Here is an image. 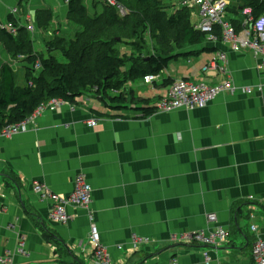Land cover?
<instances>
[{"label": "crops", "instance_id": "1", "mask_svg": "<svg viewBox=\"0 0 264 264\" xmlns=\"http://www.w3.org/2000/svg\"><path fill=\"white\" fill-rule=\"evenodd\" d=\"M95 1L102 4L92 8V18L104 10L103 0ZM67 14L66 0H0V22L18 25L31 18L40 42L72 32ZM221 52L228 57L234 95L226 93L203 109H157L167 81L215 85L226 79L216 70L205 73ZM174 54L179 57L155 82L127 84L135 103L107 107L84 96L76 105L36 114L24 131L0 135V258L11 255L15 264H90V226L96 224L112 264H207L205 252L209 264H251L252 246L264 239V68L252 51L234 52L224 42ZM17 61L0 40V69L9 64L18 74ZM144 107L155 111L144 117ZM92 120L97 126H89ZM80 174L92 187L91 205L69 207L65 225L50 221L51 201L37 195L32 183L67 197ZM210 214L229 231L226 246L172 241L214 227ZM135 236L150 241L136 251ZM21 243L26 255L18 253Z\"/></svg>", "mask_w": 264, "mask_h": 264}, {"label": "trees", "instance_id": "2", "mask_svg": "<svg viewBox=\"0 0 264 264\" xmlns=\"http://www.w3.org/2000/svg\"><path fill=\"white\" fill-rule=\"evenodd\" d=\"M66 1L67 19L80 32L69 40L56 36L49 41L48 56L36 51L35 40L24 28H19L16 35L6 27L0 29V40L13 61L19 60V54L24 57L26 73L25 85L21 86L11 65L0 69V133L10 125L27 121L41 105L52 100L76 105L84 96H92L107 107L117 108L135 103L127 84L148 75L158 77L172 59L179 57L174 54L176 50L207 43L206 35L192 24L191 10H172L169 14L165 1L170 0H117L129 11L124 17L103 0V12L93 18L84 0ZM243 8H251L253 16L260 17L264 14V0H237L230 12L237 18ZM233 22L240 30V22ZM10 23L16 26L14 21ZM38 24L40 28L44 26ZM53 53H60L65 61L60 62L51 56ZM37 64L41 69L36 68ZM142 110L144 117L155 111L150 107Z\"/></svg>", "mask_w": 264, "mask_h": 264}, {"label": "built area", "instance_id": "3", "mask_svg": "<svg viewBox=\"0 0 264 264\" xmlns=\"http://www.w3.org/2000/svg\"><path fill=\"white\" fill-rule=\"evenodd\" d=\"M170 2L174 4L175 11L183 9L192 11V16L196 17L194 27L199 32L206 35L207 43L224 42L230 44L234 52L250 50L254 53L255 57L259 59L261 67L264 68V14L255 18L251 8H243L240 12V16L235 18V16L230 13L232 4L229 0H170ZM104 3L115 8L123 17L129 14L125 6L117 0H104ZM27 19L25 23L16 24V26L12 24L6 26L0 22V29L6 27L10 34L16 35L19 28H24L29 33L34 34L36 30L32 20L31 18ZM233 20L240 22V30L236 26L237 23L235 25ZM227 64L228 57L226 53L221 52L218 53L217 58L205 68V73L216 70L220 74L226 76V79L215 85H209L205 82L194 83L185 79L175 80L170 86L167 94L159 100L157 109L165 113H171L175 110L203 109L207 108L220 96L226 93L234 95L237 89L228 71ZM36 68L38 70L41 69V65L37 64ZM156 79V76L148 75L144 78V82L151 84L155 82ZM259 91L261 92L262 89ZM247 93L253 94L254 92L248 89ZM64 104L66 103L62 100H52L47 104L41 105L32 117L44 110L55 111ZM32 117L25 122L6 127L0 135L12 136L26 130L27 125L32 122ZM89 126H97V121H90ZM32 188L37 195L51 201L48 217L50 221L57 224L65 225L69 222L71 218L68 212L69 207L87 208L92 203V187L83 174L78 175L74 190L67 197L52 193L45 185L39 182H33ZM251 199L253 198L251 197ZM207 220L208 223L214 225V227L181 236L175 235L172 241L177 244L200 245L214 249L226 246L230 241L229 231L218 226V216L216 214L208 215ZM252 229L256 231L257 227L253 226ZM89 241L92 247L89 260L90 264L113 263L110 252L101 243L100 233L96 224L90 226ZM149 241L148 238L133 237V250L139 251L141 247L149 243ZM123 249V246L118 247L120 251ZM25 252L24 243H21L18 253L26 255ZM251 257V264H264V239L255 241L252 246ZM204 259L207 264L210 263L211 259L208 252L204 253ZM0 264H15V261L12 256L9 255L3 258L1 257ZM172 264H178V262L174 261Z\"/></svg>", "mask_w": 264, "mask_h": 264}, {"label": "rangeland", "instance_id": "4", "mask_svg": "<svg viewBox=\"0 0 264 264\" xmlns=\"http://www.w3.org/2000/svg\"><path fill=\"white\" fill-rule=\"evenodd\" d=\"M102 1H100V3H101ZM83 3H84V5L87 7V9H88V12H89V14H90V16H92V8L93 7H95V5L97 6V5H100V3L99 2H96L95 0L93 1V0H84L83 1ZM102 4V3H101ZM165 5H166V7L169 9L168 10V12H169V14H172L171 13V11L173 10L174 11V9H175V7H174V4L172 3V2H170V1H165ZM173 7H174V9H173ZM231 13V12H230ZM74 27H72L73 29H72V32H68L67 34H65L63 37H65L67 40H69V39H72V38H74V36L76 35V33H78V32H80V28L79 27H77L76 25H73ZM77 28V29H76ZM66 28H64L63 27V30H65ZM70 31H71V29H69ZM37 34L39 35V33L36 31L34 34H31L32 35V37H34V40H35V47H36V49L37 50H40V51H42V53L43 54H45V55H49V52L47 51V42H44V41H41L40 42V40H38V38H37ZM128 49H123V51H127ZM20 56H19V58H17V59H20V60H22V62H20V61H17L18 63H20L21 65H22V67H20L19 68V71H18V74H17V80H18V84L19 85H21V86H23V85H25V83H24V80L26 79L25 77V72L22 70V69H24V63H23V59H24V57L21 55V54H19ZM56 57L59 59V61L60 62H63V61H65V59H64V57L61 55H59V53H57L56 54ZM172 64H174V63H172ZM25 76V77H24ZM244 233H245V235H247L248 233H250L247 229H245L244 230ZM239 237H241V236H239ZM238 237V238H239ZM240 239V238H239Z\"/></svg>", "mask_w": 264, "mask_h": 264}, {"label": "bare ground", "instance_id": "5", "mask_svg": "<svg viewBox=\"0 0 264 264\" xmlns=\"http://www.w3.org/2000/svg\"><path fill=\"white\" fill-rule=\"evenodd\" d=\"M2 24H3V23H2ZM171 85H172V84H171ZM171 85H170V86H171ZM170 86H169V88H170Z\"/></svg>", "mask_w": 264, "mask_h": 264}]
</instances>
